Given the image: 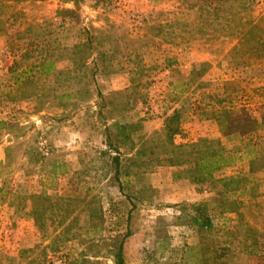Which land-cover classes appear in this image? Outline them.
<instances>
[{
	"label": "rangeland",
	"instance_id": "374dc122",
	"mask_svg": "<svg viewBox=\"0 0 264 264\" xmlns=\"http://www.w3.org/2000/svg\"><path fill=\"white\" fill-rule=\"evenodd\" d=\"M200 5L81 1V23L64 27L55 25L57 11L74 9L69 0L17 6L35 29L12 41L0 36V264H115L121 245L125 264H264V169L256 163L251 172L245 153L264 155V0L224 9L215 29L205 27L212 19ZM259 20L247 34L251 26L242 25ZM88 33L96 55L108 57L95 76L81 47ZM45 48L59 72L18 85L14 62ZM229 108L240 140L223 138L215 119ZM174 109L183 116L177 144L209 138L242 146L241 159L215 175L226 183L200 186L155 166L131 168L121 191L101 155L102 116L108 124L139 121V133L150 136ZM42 194L49 200L41 229L31 196ZM203 202L214 231H200L181 212Z\"/></svg>",
	"mask_w": 264,
	"mask_h": 264
},
{
	"label": "trees",
	"instance_id": "16d2710c",
	"mask_svg": "<svg viewBox=\"0 0 264 264\" xmlns=\"http://www.w3.org/2000/svg\"><path fill=\"white\" fill-rule=\"evenodd\" d=\"M25 1L26 0H0V36L4 35L7 37L8 41L14 40L15 36L22 38L32 33L35 29L32 23L29 24V22H27L28 19L24 12L17 7ZM81 1H91L94 2L95 5L103 4L107 6L109 0H69V2L74 4L75 8L59 9L57 11L58 22H56L55 25H57V27H64L67 24H80L81 20L77 13V9ZM243 1L245 0H197V4H201L199 8L200 11H205L207 13L206 19H212L206 22L205 27L215 29L213 24H216L219 20L220 13L224 9L231 10L235 8L236 4H242ZM262 20H259L257 24H253L251 21L245 22L242 27L246 28L247 26H251L247 34H252L260 28ZM226 23L232 25L236 23V20L227 19ZM240 23L241 22H238L239 25ZM36 27L41 28L39 24H37ZM198 29H200L199 31L204 35H207L202 24L198 26ZM242 42L243 44H248L246 39H243ZM93 45V37H91V33H88L87 41L84 42L81 47L84 48L88 54L86 58L87 61L84 62V65L89 64L95 71L93 72L95 76L98 71L97 68L100 65H104L108 57L105 52H100L96 55ZM50 50L51 49L46 48L35 50L33 55L31 52H26L23 56H20L19 59L21 60L14 62L10 72L15 76L17 83H20L18 85L33 80L38 76L49 77L59 72L57 60L53 58ZM256 53H258V50ZM20 72L22 74H20ZM25 76L26 78H24ZM98 97L102 100L101 106H105L109 101L108 98L100 93ZM169 97H171V100L176 99L173 92L169 93ZM233 109L234 108H232V110ZM232 110L229 108L215 112L214 115H218L215 119L218 122L223 138L240 140L243 138L241 137L243 136L242 134L238 135L240 137H236L237 133H231L235 128H239L233 125L234 120L232 116L234 112ZM100 115H103L102 109H100ZM102 117L105 121L104 144L106 145V150L102 151L101 155L108 156L110 165L115 172L114 178L119 182L121 191H123L121 176H129L131 174V168L138 169L155 166H169L175 168L177 171L176 176L179 178L191 179L195 184L200 186L206 184L213 186L214 184L223 182V180H216L215 175L231 166L237 159H241L242 157V146L238 145L230 149L225 145L223 139L201 138L196 143L177 144L175 138L183 132V116L179 109H174L171 114L167 115L163 128L160 131H155L150 136H144L139 133L141 132L139 121L123 122L113 120L111 124H108L109 119L106 116ZM2 125L5 126L6 124L0 123V126ZM35 153H37L35 155L39 156L38 151ZM245 153H247L248 157H251V172L257 171V169L254 168L256 163L260 164V169H264V155L259 156L256 152L252 151H245ZM8 156L10 158V154ZM5 166L6 164L4 163L0 164V177H2ZM2 182L3 186L1 191L4 190L3 188L5 185L3 180ZM237 182H242V179L238 178ZM223 183L226 182L224 181ZM31 199L34 204L32 214L35 217L37 226L42 229V219L47 211V207H45L44 204L49 198L42 194L31 196ZM207 210L208 204L204 202L201 204L189 203L181 206V212L183 214L189 213L190 222L194 227H197L200 231H214L215 226ZM115 264H125L123 245H121L116 254ZM214 264H217V262H214Z\"/></svg>",
	"mask_w": 264,
	"mask_h": 264
}]
</instances>
